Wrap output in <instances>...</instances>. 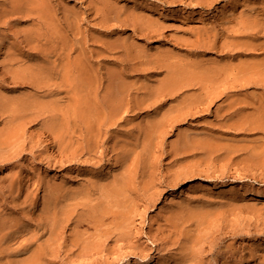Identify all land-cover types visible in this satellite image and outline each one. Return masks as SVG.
<instances>
[{
	"label": "rangeland",
	"instance_id": "rangeland-1",
	"mask_svg": "<svg viewBox=\"0 0 264 264\" xmlns=\"http://www.w3.org/2000/svg\"><path fill=\"white\" fill-rule=\"evenodd\" d=\"M12 1L0 0V12ZM51 1H57V8H62L58 12L60 20L66 15L76 24L73 23L75 34H71L65 24L66 30L62 33L66 31L64 35H69V39L70 36L76 38L70 41L75 42L71 43L76 49L73 56L83 65L81 68L89 74L98 73L97 78L92 74L95 78L91 84L96 82L91 88H98L96 93L101 97L106 89L119 88L116 85L123 81V107L109 118V123L105 122L107 125L91 129L89 136L95 144L88 142L90 146L88 139L83 141L87 134L84 126H79L82 121H78L68 146L71 151L63 150L64 145L57 144L58 138L43 125L51 120L48 112L53 101L65 104L67 92L59 84L51 82L49 86L47 80L41 90L30 86L31 81L38 78L35 75L40 74L39 66L45 67L46 61L32 50L26 54L17 50L22 48L18 41L23 33L36 26L20 20L16 14L5 18L6 27L0 25V29L3 28L0 33V97L12 95L20 100L26 97L24 100L29 102L37 97L44 108L49 107L39 118H31L33 114H29L25 117L27 121H22L26 127L21 126V135L15 143L18 146L24 140V144L21 143L24 147L14 145L12 149L14 153L16 148L18 155L11 153L14 156L11 159L4 154L6 161L0 158V162L3 161L0 163V203L7 201L9 212L18 216L29 231L11 246L13 255L21 241L35 238L37 232L38 243L48 246L51 240L56 244L52 248L57 254L50 251L49 255V247V258L41 264H148L149 257L152 264H163V256L172 264L174 254L171 261L170 253L175 247L162 250L168 242L162 241L164 231L159 227L165 220L171 219L174 223L176 218L174 227L179 221L183 226L178 230L183 229L185 234L195 237L203 233L221 247L232 243L240 255H254L255 261H260L264 257V197L254 194L264 191V0ZM8 44L10 53L21 54L18 58L8 54L5 47ZM41 61L44 63L40 64ZM35 65H38L37 70ZM116 75L121 76V80L118 77L116 80ZM172 77L176 85L171 87L168 83ZM2 118L0 116L1 129L5 122ZM155 123L160 127L156 128ZM135 158L139 162L132 164ZM147 158L154 164L150 162V165ZM112 161L119 163L118 168L105 173ZM132 165L134 169L129 170ZM148 167L153 171L147 173ZM127 171L137 172L135 177L132 174L134 187L137 186L134 195L129 192L133 189H127L111 199L108 195L126 178ZM145 190L146 194L142 192ZM98 200L117 201L121 207H115L113 213H120L132 204L136 220L133 231H142L144 244L127 238L126 242L119 236L120 241L117 240L118 231L110 215L97 231L101 237H96L94 228L84 224L87 219L84 215ZM51 202L71 214L69 220L62 221V227L56 229V240L50 238L49 228L53 226L45 219ZM190 208L210 213L209 219L199 227L198 222H188L186 215ZM171 213L175 217H171ZM88 238L95 239V243L104 239L103 250L106 249L85 252L82 249L85 244H80L86 239L89 242ZM31 244L34 246L35 241ZM76 244L80 245L78 249L82 248L78 250ZM145 244L152 249L148 257L144 256L147 254L143 250ZM131 246L141 253L139 250L134 253ZM11 251L0 254V264L26 259V253L8 255ZM137 253L147 259H141Z\"/></svg>",
	"mask_w": 264,
	"mask_h": 264
},
{
	"label": "bare ground",
	"instance_id": "bare-ground-1",
	"mask_svg": "<svg viewBox=\"0 0 264 264\" xmlns=\"http://www.w3.org/2000/svg\"><path fill=\"white\" fill-rule=\"evenodd\" d=\"M55 2H57V1H55ZM55 2H53L51 0H13L11 3H9V6L7 8H4V10L0 12V25L4 26V28H5L6 27L4 25L6 23L5 18L8 17L9 15L16 14V15H19L20 20L25 19V21L32 22L31 25L36 26L35 29L34 28L31 29L32 27L30 26L31 27L30 30H32V31L25 32L26 33L25 35L23 33L24 38L21 37L19 41L17 40L19 42V46L20 47L22 46V48L20 50H17V51H19V53L26 54L32 50L31 52H33V53L36 52L38 54L39 58H41V60L44 59L46 61L45 67H43L44 65L39 66L40 74H39V76H37L38 73H37V75H35L38 78L34 77V74H33L34 72L31 71L33 77L36 78L37 80L34 79L33 81H31L32 78L31 79L29 78L31 81L30 86L35 85L34 86L35 88L41 90L43 88V85L46 84V82H44V81L47 80V82H50L49 86H51V82H53L56 85L59 84L60 87H64V88H61L62 90H66L67 97H66L65 104H63V103L60 104V102H59L60 100H59V101H53L54 103L50 108L48 106L45 107V108L48 107L50 109L49 110L50 112H48V110H47V112L51 113V116L49 115L51 120L47 121L48 124L46 122L47 125H43V126L44 127L47 126V129H49L50 133L52 135H54L55 138L56 137L58 138L57 144L64 145V147H62L63 150H65L64 148H66L65 151L67 152V150H68V152H70L71 147H68V146H70V142L73 140V136L76 133V130L78 127V121H82L83 124H81L79 126H84V130L86 131L85 133L87 134V136L83 138V141L85 142V140L88 139L87 145L90 146L91 145L90 143H93L91 141L92 139L90 138L91 136H89V133L91 135V129L93 130L94 127H96V125L98 128L99 127L102 128L103 125L104 126L107 125L105 122L109 123L108 122L109 118H111V117L113 118V116H116L119 113L120 109H122L121 107H123V105H122L123 100H122L121 95L124 92L123 91L124 90L123 89L124 83L122 81V84H119V86L116 85V87H119V88L115 87L116 89H110V90H108L109 88L106 89L107 91L104 92L103 96H101L102 98L99 97L98 94L96 93L98 91V88L96 89L97 91L95 90V88H96L95 86H94L95 87L94 90L91 88L92 84H94L96 82L95 81L94 83L91 84V81L94 80L95 76L98 73L93 72L95 76L92 75L93 73L89 74L87 72V70H85L84 68L83 69L81 68V66H83V65L80 66V64H78L77 57L73 56L74 52H76V49L74 48L73 44H71L74 41L73 42H71V41L75 40L76 38L72 39L71 38L72 36H70V39H69V37H68L69 35L68 36L64 35V34H66V31L62 33V30L63 31L66 30L64 28V26L66 25L67 30L71 34L74 33L75 32L74 31L75 29L73 28L74 22H72L69 19V17H67L66 15L65 16L63 15V17H64L63 20H60L61 18L60 19L58 18V16H59L58 12L62 8H60V9L57 8L58 5H56V4H58V3L55 4ZM103 3L105 4V2H103ZM62 11H64V10H62ZM1 18H4V21H2L3 19L1 20ZM63 24H65V25L63 26ZM27 28L29 29V27H27ZM2 29H0V30H2ZM6 29H8V27ZM0 33H3V30H2V32L0 31ZM2 35L5 36L4 34H2ZM63 35L66 38L68 37L66 39L68 41L65 42V37ZM73 37H75V35ZM15 38H17V37H15ZM69 41H70V44L69 43L67 44V42H69ZM12 43H13V41H12ZM9 44H8V46H6L7 44L5 45V47L8 48V54L10 53L9 52V50H10ZM17 44H15V45H17ZM11 46H13V45H11ZM18 47H17V49L20 48V47L19 48ZM27 47H30V48H27ZM13 53L11 52L10 54H12V56L16 55L18 58L19 53L16 52L17 54H14V55H13ZM19 55H21V54H19ZM11 59H13V58L11 57ZM37 63L39 64V60ZM42 63H44V62L41 61L40 64H42ZM46 65L48 66V68H46ZM37 66H36V68L34 67V69L37 70L38 69ZM10 73H11V71H10ZM13 74H15V73H13ZM15 75H20V74H15ZM32 75H31V77H32ZM97 76H96V78H97ZM14 77L16 78V76H14ZM116 77H118V75L115 76V79H116ZM120 77H118L119 80H121V78H122V77L121 78ZM98 80H100V78H98ZM26 81H29V80L26 79ZM169 81L170 82L168 83V86L171 85V87L176 82L174 77H172V79L170 78ZM23 83H25V81ZM114 84H115V82H114ZM24 85L25 84H23V86ZM57 86H54V87H57ZM113 86H115V85H113ZM13 88H14V85H13ZM54 89L57 90L58 88H54ZM39 90H38V93H39ZM51 91L54 92V90H51ZM35 94H34V96H35ZM100 94H103V93H100ZM1 97H2V101H0V116L3 117L2 119L5 120V122H4V128L3 129H1L2 127L0 128V131H1L0 132V158L1 157L4 158L3 159V161H4L5 160V157H3V156H5L4 154H8L7 156H8V158H10L9 155L11 153H13L12 152V149H14L13 146L15 145L14 147L18 148V146H20L21 143L25 142L24 140H22L24 138L23 137L19 140V142L21 140L23 141V142L22 141L20 142V145L16 146L17 144L15 143V142H17V139L21 135L20 134V132L22 130L21 126H23V124H24V123L22 124V121H27L25 119V117L28 116L29 114H30L29 116H31L33 114V116L31 118L37 119V118H39L38 116H40L41 113H43L44 111L46 112V109L44 108L43 103L40 100L36 99L37 97L36 98L34 97V100H31L30 102L27 100H24L26 97H24V99H22V100H20L21 99L20 97L15 96L17 98L16 99L12 95L11 96L10 95L9 96H1ZM1 97H0V99H1ZM10 97H12L14 99H11ZM40 99H43V98H40ZM48 113H44V114H48ZM46 118L47 117L45 116L44 119H46ZM28 119H30V118H28ZM167 119H169V118H167ZM167 121L170 122V119ZM164 122L162 121L161 123H164ZM161 123H160V125L162 127ZM166 123H165V125L168 126V124H166ZM158 124H159V122H158ZM155 125L157 126L156 123H155ZM166 126H165V129L167 128ZM24 127H26L25 124H24ZM154 127H151V128L154 129ZM158 127H160V126H157L156 128H158ZM161 129H164V128H161ZM23 130H24L23 132L25 133V128ZM80 130H81V127H80ZM98 130H101V129H98ZM150 130H152V129H150ZM150 130H149V132H150ZM156 130L158 131L159 129H156ZM102 131H100V132H102ZM153 131H155V129ZM153 131H151V135L154 134V133L152 134ZM23 132H22V135H24ZM93 135H96V134L94 133ZM93 138H95V136H93ZM88 142H90V143L88 144ZM66 144H69V145H66ZM93 144H95V142ZM22 145H21V148L24 147ZM72 145H73L72 147H74V144H72ZM81 145H82V143H81ZM91 148H92V146H91ZM91 148H89V149H91ZM82 149H83V147H82ZM15 150L18 151L16 148H15ZM15 150H13L14 153L16 152ZM20 150L22 152L23 149H20ZM65 151H63V152H65ZM14 153H13V155H14ZM16 155H18V154H16ZM19 155H21V154H19ZM13 157L11 156V159ZM47 158H50V157H47ZM147 159L150 160L149 158H147ZM3 161L0 163H3ZM144 161H146V160H144ZM9 162H10V160H9ZM137 162H139V161H138V159L135 158V159H133L132 164L137 163ZM148 162L150 163L151 160ZM151 163L154 164L153 162H151ZM151 163H150V165H151ZM118 164L119 163L112 161V164L110 166H108V168H106L105 173L108 172L110 169H114V168L116 169V167L118 168ZM145 164H146L145 167H147V163H145ZM0 166H2V165H0ZM133 167H134V165H132L130 167V169L129 168L128 169L131 170ZM150 167H152V166H150ZM150 169H149V167L147 168V173H148V171H150ZM153 169H155V168H153ZM136 170H137V168H136ZM144 171H146V169H144ZM152 171H150V172H152ZM150 172H149V174H151ZM134 173L136 174L137 172L135 171V172L129 173L127 176H125L126 178L124 177L125 179L122 180L121 183H118L117 187H114L112 189V191H111L112 194H109L108 197H110L112 199V197H114V196H120L122 194V192L127 190V189L128 190L133 189V191H129V192H131L134 195V193H135L134 188L136 187V189H137V186L134 187V184L136 185V182H134V177L137 174L134 175ZM147 173H145L144 176H147L146 175ZM154 173H156V171ZM100 174H102V173H100ZM132 174L134 175V177ZM154 176H156V175L154 174ZM147 177L149 178V176H147ZM147 177H146V179H148ZM153 179H155V178H153ZM135 180H136V178H135ZM148 180H150V179H148ZM223 185H225V184H223ZM146 190H147V188H146ZM146 190L142 191V192H144V194H146L147 193ZM254 195L262 198V197H264V191L255 193ZM141 201H143V199ZM2 202L0 203V254L6 255L7 251L10 252L13 249V248L10 249L11 246L18 243L19 239L21 237H23L24 235L28 234L29 231L26 229L28 227L26 225L22 224V221L20 220V218L18 216L12 215L11 212H9L10 208L7 206L8 202L5 200H3ZM143 202H145V200ZM136 205L139 206L138 203H136ZM119 206L120 205L118 204V202L114 201V200H98L95 204L91 205L88 208L87 213H85L84 216L87 219L84 220V224H86L88 228L93 227L95 230L94 233H97L99 228L104 225L105 221L108 220V217L110 215L112 218L111 223L113 224L115 229L118 231V234H115V236L117 235V240H119V238H118V236H119L122 239L124 238L123 239L124 241L127 238L129 241L133 240V242H134V240H135V242H137L136 244H140L139 243L140 241L142 244H144V242L142 241V236H141V234H143L142 231L141 232L139 231L141 234L137 233L138 230H137V232L135 230L136 233H134V231H133L134 230L133 227L136 223L135 215L132 214V212L135 213L134 206L132 204H129L120 213L119 212L113 213L114 208L119 207ZM149 206L151 207V205H149ZM60 210L56 206L55 203L51 202L50 207L48 208V210L46 212V218L45 219L48 222L50 221L51 226H53L52 229L49 228V230L51 231L50 232V238H55V240L57 238L56 235L58 236V233L55 234L56 229H59L58 228L59 226L61 228L62 227L61 222L64 220H69V218L71 216L69 211L63 212L64 210H61L62 212H60ZM187 212H186L187 215L186 214L185 215L187 216L186 219H188V222H190V221L198 222V224H197L198 227L201 225V223H203L204 221H207V219H209L208 215H210V213L207 215V213L203 212L202 210H200V209L194 210L193 208H190ZM179 213L182 214L181 212H179ZM172 214H174V213H171V217L175 215V214L174 215H172ZM177 215H176V217H177ZM144 217L145 216H143V218ZM167 217H165V218H167V219L170 218V216H167ZM178 217H179V215H178ZM184 218H185V216H184ZM184 218L181 217L180 220L181 219L184 220ZM174 219H175L174 223H176L177 222L176 218H174ZM177 220H179V219H177ZM183 220H181V221H183ZM172 221H173V218H172ZM140 223H142V222H140ZM174 223L171 222V219H170V221L165 220L164 223H162V226L159 227L161 232L164 231L163 232L164 234H162L163 236L160 235V236L164 237L163 238L164 240H162V241L163 242L165 241V243L168 242L167 244H165L164 248L163 249L161 248V249L165 251L167 248L169 249V248H172L173 246L175 247L174 248L175 250L171 249V253L169 252L170 256H171V258H170L171 261H172V256L174 254V260L172 261V264H253V263L264 264V257L260 258L261 260L260 261L258 260V262H257V260L255 261V259H254V257H255L254 255H249V254L245 255L244 253L240 255L239 254L240 252L238 253L239 250L237 249V251H236V248L234 247V245L232 243L231 244L228 243V245L226 247L223 245V247H225V248H223V247H221L222 246L221 244H220L221 245L220 246L219 243L214 241L213 239L208 240L207 239L208 237H206L208 235H203V233L202 234L199 233L195 237H192V236L185 234V231L183 229L182 230L184 232H182V230L181 231L178 230L179 228L181 229L182 224H180L178 221L179 224L177 223V226H179V225L180 226L179 227L176 226L177 227L176 228V227H174L175 226ZM181 223H183V222H181ZM142 224H144V222ZM40 226H42V225H40ZM140 227H142V226L140 225ZM155 228H153V229L155 232H157L156 231L157 228L156 229ZM37 229L40 230V227L37 226ZM140 230H142V228ZM148 230H149L148 233H150V229H148ZM151 230H152V228H151ZM117 231H115V233ZM177 231H179V232H177ZM143 232H145V231H143ZM165 233H167V234H165ZM107 234H109V233H107ZM107 234H105V235H107ZM151 234H153V233H151ZM95 235H98V233ZM111 235H113V234L111 233ZM153 235H155V234H153ZM192 235H195V234H192ZM146 236H147V234H146ZM148 236H150L152 238V236L150 234ZM96 237H101V235H98ZM106 238L108 239L109 236L105 237V239ZM98 239H100V238H98ZM127 239H126V242H127ZM153 239H155V238H153ZM160 239H161V237H160ZM160 239L157 238V240H160ZM206 239L208 240V242H206ZM94 240L92 241L89 239L88 240L89 242H87V239H86V241L83 240L85 243L82 241L81 243H83V244H80V241H79V244L80 245L85 244L83 246V248L81 247L82 249H85V252L89 251L91 249H94V251H97L99 249L102 252L105 240L100 239L101 241H103V240L104 241L101 242L99 240L100 241L99 243H98V241H97V243H95L96 241H94ZM123 240H121V241H123ZM34 241H35V244L33 246L31 243ZM38 241H39V239L37 238V232L35 233V238H31L29 241L28 240H24L23 242L21 241L20 244L17 246V248L15 247L16 249H14V250H16V252L14 251V254L17 255V254L24 252L27 254V255H25L26 259L21 260L22 258H20V259H18L19 261L14 260V261L8 262L7 264H41L44 260H48L46 258L47 257L49 258V255H51L50 251L52 252V254L54 253L55 248H52V247L56 246V244H54V243L52 244V242L50 240L49 242H47L48 246H44V242L38 243ZM115 242H117V241H115ZM163 242H161V243H163ZM150 243H153V242H150ZM157 243L158 242L156 241V244ZM161 243H160V246H162ZM131 244H133V243H131ZM149 244L148 245L145 244V246H143L144 247L143 250L145 252L147 251L146 255L143 253L144 256H146V257H148L152 251V249L149 247ZM177 244H178V246L176 247L175 245H177ZM57 245H58V243H57ZM80 245L79 246L77 245V249L80 247ZM58 246L56 249L59 252L60 249H58ZM106 246H107V244H106ZM128 246H130V245H128ZM49 247H50L49 255L47 256V253H48L47 249ZM136 247H137V245H136ZM129 248L130 249L132 248L134 250V253L138 252V250H139V252L141 251L140 249L135 250L137 248H134L133 246H131ZM80 249H78V250H80ZM168 249H167V251H168ZM100 251L98 253H100ZM174 251H176V252H174ZM11 253L12 254L8 253V255H13V251H11ZM55 253L57 254L56 251H55ZM89 253H90V251H89ZM89 253L87 252V254H89ZM247 253H249V252H247ZM84 254L85 253L79 254V255L81 256ZM251 254H253V253H251ZM15 255H13V256H15ZM137 256H138V253H137ZM166 257L163 256V258H161V259H163V264L169 263L167 261ZM142 258H143V256L141 257V259ZM151 258L152 257H149V259L147 260L148 264L153 263ZM257 258L259 259V256ZM145 259H147V258H145ZM157 260H159V258ZM168 260H169V258H168Z\"/></svg>",
	"mask_w": 264,
	"mask_h": 264
}]
</instances>
